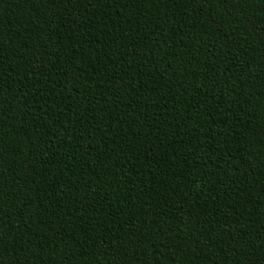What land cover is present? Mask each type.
<instances>
[{
	"label": "trees",
	"instance_id": "16d2710c",
	"mask_svg": "<svg viewBox=\"0 0 264 264\" xmlns=\"http://www.w3.org/2000/svg\"><path fill=\"white\" fill-rule=\"evenodd\" d=\"M0 264H264V0H0Z\"/></svg>",
	"mask_w": 264,
	"mask_h": 264
}]
</instances>
